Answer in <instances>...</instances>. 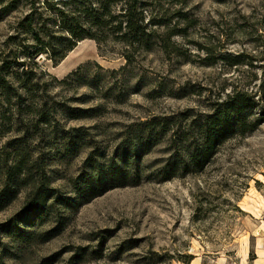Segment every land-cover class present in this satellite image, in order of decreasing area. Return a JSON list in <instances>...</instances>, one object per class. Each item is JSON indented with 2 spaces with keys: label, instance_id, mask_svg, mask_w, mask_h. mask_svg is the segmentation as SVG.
<instances>
[{
  "label": "rangeland",
  "instance_id": "1",
  "mask_svg": "<svg viewBox=\"0 0 264 264\" xmlns=\"http://www.w3.org/2000/svg\"><path fill=\"white\" fill-rule=\"evenodd\" d=\"M153 1L165 25L150 50L85 39L56 65L42 57L41 70L53 79L43 76L32 96L47 104L49 118L59 113L50 125L29 124V149L43 156L51 186L74 203L60 218L28 220L36 236L59 220L47 241L2 235L5 264H264V122L228 139L201 173L143 180L82 203L72 192L86 158L111 156L130 125L210 113L236 91L254 97L253 114L264 120V0ZM24 16L0 19V61L31 50L29 34L17 32ZM7 108L0 99V115ZM71 111L81 117L69 118ZM13 135H0V146ZM169 155L160 142L143 174ZM20 205L0 213V223Z\"/></svg>",
  "mask_w": 264,
  "mask_h": 264
},
{
  "label": "trees",
  "instance_id": "2",
  "mask_svg": "<svg viewBox=\"0 0 264 264\" xmlns=\"http://www.w3.org/2000/svg\"><path fill=\"white\" fill-rule=\"evenodd\" d=\"M18 10L25 16L17 23V32L29 34L32 46L0 61V99L8 107L0 115V135L14 133L0 146V213L16 202L21 201V205L10 219L0 223V264H5L3 257L8 253L2 235L27 243L32 239L47 241L58 235L62 227L59 220L41 236L29 230L28 220L60 218V212L70 210L74 203L51 186L43 156L29 149V124L35 129L39 124L50 125L59 113L54 109L49 118L44 113L47 104H37L32 96L33 86L43 76L53 79L41 70L40 59L45 57L56 65L85 39L148 51L160 39L159 29L165 25L153 0H0V19ZM13 40L15 36H10L5 44ZM125 59L128 62L130 56ZM256 108L253 96L236 91L215 103L210 113L193 118L153 117L128 126L111 156L90 154L86 158L81 172L71 181L76 201L87 202L113 189L135 187L143 180L165 182L203 172L228 139L244 137L264 122L253 114ZM70 113L71 119L81 117ZM5 123L11 125L5 129ZM162 141L168 144L170 155L152 174L144 175V158Z\"/></svg>",
  "mask_w": 264,
  "mask_h": 264
},
{
  "label": "water",
  "instance_id": "3",
  "mask_svg": "<svg viewBox=\"0 0 264 264\" xmlns=\"http://www.w3.org/2000/svg\"><path fill=\"white\" fill-rule=\"evenodd\" d=\"M41 59H42V58H41ZM41 59H40V61H42Z\"/></svg>",
  "mask_w": 264,
  "mask_h": 264
}]
</instances>
